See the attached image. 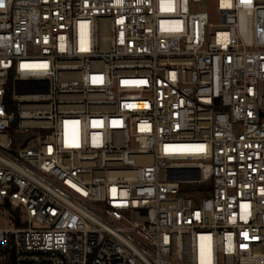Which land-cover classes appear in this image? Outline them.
I'll list each match as a JSON object with an SVG mask.
<instances>
[{
	"label": "built area",
	"instance_id": "built-area-1",
	"mask_svg": "<svg viewBox=\"0 0 264 264\" xmlns=\"http://www.w3.org/2000/svg\"><path fill=\"white\" fill-rule=\"evenodd\" d=\"M0 223V264H264V0H0Z\"/></svg>",
	"mask_w": 264,
	"mask_h": 264
},
{
	"label": "rangeland",
	"instance_id": "rangeland-1",
	"mask_svg": "<svg viewBox=\"0 0 264 264\" xmlns=\"http://www.w3.org/2000/svg\"><path fill=\"white\" fill-rule=\"evenodd\" d=\"M203 7L202 6H197V10H202ZM27 135H20L17 136V146H21V144L26 140ZM8 224L7 223H0V228H7Z\"/></svg>",
	"mask_w": 264,
	"mask_h": 264
},
{
	"label": "snow or ice",
	"instance_id": "snow-or-ice-1",
	"mask_svg": "<svg viewBox=\"0 0 264 264\" xmlns=\"http://www.w3.org/2000/svg\"><path fill=\"white\" fill-rule=\"evenodd\" d=\"M249 2H250V0H249Z\"/></svg>",
	"mask_w": 264,
	"mask_h": 264
}]
</instances>
